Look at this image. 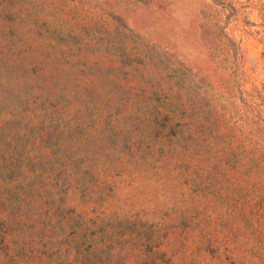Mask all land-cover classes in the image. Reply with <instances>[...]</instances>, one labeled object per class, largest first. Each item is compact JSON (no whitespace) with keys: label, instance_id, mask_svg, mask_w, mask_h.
<instances>
[{"label":"rangeland","instance_id":"374dc122","mask_svg":"<svg viewBox=\"0 0 264 264\" xmlns=\"http://www.w3.org/2000/svg\"><path fill=\"white\" fill-rule=\"evenodd\" d=\"M0 264H264V0H0Z\"/></svg>","mask_w":264,"mask_h":264}]
</instances>
